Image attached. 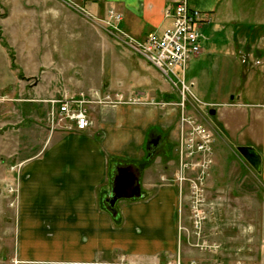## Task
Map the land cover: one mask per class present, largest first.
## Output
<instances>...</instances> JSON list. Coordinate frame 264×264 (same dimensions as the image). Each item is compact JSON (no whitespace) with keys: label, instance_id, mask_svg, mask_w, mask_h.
Returning a JSON list of instances; mask_svg holds the SVG:
<instances>
[{"label":"rangeland","instance_id":"374dc122","mask_svg":"<svg viewBox=\"0 0 264 264\" xmlns=\"http://www.w3.org/2000/svg\"><path fill=\"white\" fill-rule=\"evenodd\" d=\"M87 1L22 0L27 8L22 17L23 25H12L16 19L11 25H0V72L4 66L2 80L10 82L11 68L13 70L12 85L0 89V264H21L16 260L15 244L22 162L41 153L58 136L81 130H65L66 124L57 121L56 112L51 117V100L80 93L93 98L94 103L90 105L98 107L111 105L120 97L122 103L138 98L154 105L160 117L170 113L160 132L162 143L159 150L153 156L149 155L147 137L144 148L149 159H144L138 167L141 171L148 166L153 171L155 168L168 171L167 178L170 177L176 188L182 209L180 248L187 246L192 251L211 253L220 246L211 237L206 238L208 233L204 229V223L209 224L208 209H212L205 206L206 198L215 197L207 189L214 168L219 174L217 188H221L217 194L244 201L237 211L253 215L254 221L246 222L245 229L243 225L240 230H244V237L250 236L249 240L260 247L264 238V188L257 174L237 151V147L243 145L236 140V133L223 135L214 124L217 116L209 114V110L218 109L213 103L230 100L233 95H241L240 103L264 100L263 28L254 31L256 38L252 43L248 40L247 43L253 44L252 49L248 44L234 53L221 47V51L200 52V55L191 57L184 77L185 86H189L188 93L182 84L169 81L134 51L133 47L147 35L141 39L133 37L118 26L122 14L114 9L105 12L101 6L93 12L85 5ZM235 4L237 8L241 4L247 10L257 9L258 17H264V0H235ZM110 10L120 15V19H111ZM250 23L248 18L247 24ZM242 26H249L253 31L255 25ZM200 34L203 48L205 43L208 45L206 39L214 35L215 41L225 39L223 33L209 32V37L204 29H200ZM238 39L243 41L242 36ZM9 63L11 68L7 67ZM166 95L172 96V99L166 100ZM181 117L183 120L187 118L183 125ZM197 125H201L210 137L211 150L204 161L207 164L208 160L211 162L203 186L199 185L194 166L195 170L188 168L183 176H187L188 180L178 179L176 175L182 163L190 162L182 151L187 143L180 139L181 130L190 137ZM166 165L168 168L165 170ZM191 185L203 190L204 204L199 207L201 212L198 216L204 217L200 226L195 223L196 212L190 204V198L194 196ZM190 255L188 260L182 261L177 253L172 264L177 261L182 264L209 263ZM252 256L257 258L258 254L253 253Z\"/></svg>","mask_w":264,"mask_h":264},{"label":"crops","instance_id":"0c3cea01","mask_svg":"<svg viewBox=\"0 0 264 264\" xmlns=\"http://www.w3.org/2000/svg\"><path fill=\"white\" fill-rule=\"evenodd\" d=\"M177 1L88 0L85 5L93 12L99 6L105 12L114 9L122 14L118 26L141 39L171 24L166 12H171ZM186 1L201 13L200 29L225 36L217 41L215 35L207 38L204 48L201 39L200 54L221 51V47L235 53L248 44L252 49L254 31L259 27L264 31V17H258L259 11L247 10L241 4L237 8L235 0ZM0 4V25H11L14 19L12 25H23L27 8L22 0H0ZM242 25L255 26L251 31L249 26ZM7 67L11 68L10 63ZM3 70L2 65L0 89L13 82L12 68L10 82L2 80ZM240 97L233 95V99L213 103L218 108L214 109V124L223 135L236 133L241 145L258 152L260 171L247 164L264 188V100L240 103ZM88 113L92 125L58 136L41 153L22 162L16 214L18 263L172 264L179 253L182 261L193 254L198 261L209 262L204 264H264V238L256 247L250 236L244 237V230H240L243 225L245 229L246 222L254 221L253 215L238 213L237 207L243 205V200L217 194L221 188H217L219 174L215 168L207 182V189L215 197L206 198L205 206L212 209H208L209 224L204 223V229L208 233L206 238L211 237L220 246L211 253L192 251L187 246L180 248L182 209L176 188L167 178V165L166 171H153L150 166L141 171L138 167L149 155L153 156L150 153L146 157V138L148 149L152 133L162 135V126L170 113L160 117L157 108L146 102L101 107L91 104ZM127 166L139 172L141 196L118 199L112 214L105 199L117 169L125 170ZM253 253L258 254L257 258Z\"/></svg>","mask_w":264,"mask_h":264},{"label":"built area","instance_id":"2783aa9c","mask_svg":"<svg viewBox=\"0 0 264 264\" xmlns=\"http://www.w3.org/2000/svg\"><path fill=\"white\" fill-rule=\"evenodd\" d=\"M108 14L111 19H120V15L114 13L113 10L108 11ZM166 15L171 17V24L160 32L153 31L148 33L146 38L133 47V49L146 59L148 63L158 69L169 81L174 80L177 84H182L186 92L189 93V86H185L184 77L189 59L201 52L200 41L202 36L200 34V27L203 22L201 13L190 7L186 0H178L172 11H167ZM92 99L83 93L53 99L51 100L52 110L48 113L51 117H54V112H56L57 121L66 124L65 130H82L92 125V120L88 113L90 103H94ZM138 102L142 101L138 100V98L130 101V103ZM117 103H122V97L112 102L111 105ZM184 120L181 117L182 125L187 121L184 122ZM204 130L201 125H197L193 129L194 134H191L192 136L190 137L186 136V131L181 130L180 139L183 143H187L182 151H184V156L187 159L190 158V162L182 163L179 172L176 173V175L178 174V179L188 180L187 176L183 177L186 174V170L188 168L194 169L195 167L198 174L197 180L199 181V185L202 186L206 184L208 166L211 162L208 160L209 163L207 164L204 161V158L209 156V150H211L210 137ZM198 137L199 140L197 141ZM193 181L195 183V178ZM191 190L194 196H191L190 204L196 212L195 223L197 226H200L204 217L203 215V217L198 216V213L201 212L199 211V207L204 204V199L202 198L203 190L195 185H191ZM176 264L182 263L177 261Z\"/></svg>","mask_w":264,"mask_h":264},{"label":"water","instance_id":"95a60500","mask_svg":"<svg viewBox=\"0 0 264 264\" xmlns=\"http://www.w3.org/2000/svg\"><path fill=\"white\" fill-rule=\"evenodd\" d=\"M233 99V96H230ZM214 109L209 110V114L213 115ZM237 151L243 157V159L257 172L260 171V155L258 152L249 146H239ZM127 171V172H125ZM139 172L132 166H127L124 169H117V174L114 176L110 194L105 199L107 209L114 214V204L120 198H133L140 197L141 190L138 180Z\"/></svg>","mask_w":264,"mask_h":264},{"label":"flooded vegetation","instance_id":"af4514ba","mask_svg":"<svg viewBox=\"0 0 264 264\" xmlns=\"http://www.w3.org/2000/svg\"><path fill=\"white\" fill-rule=\"evenodd\" d=\"M161 137H162V135L152 133V137H151L149 144H148V150H150V153L153 154L154 152L159 150V147L161 146V143H162Z\"/></svg>","mask_w":264,"mask_h":264},{"label":"trees","instance_id":"16d2710c","mask_svg":"<svg viewBox=\"0 0 264 264\" xmlns=\"http://www.w3.org/2000/svg\"><path fill=\"white\" fill-rule=\"evenodd\" d=\"M11 57H12V55H11ZM165 99L167 100H170V99H172V96H170V95H166V97H165Z\"/></svg>","mask_w":264,"mask_h":264},{"label":"bare ground","instance_id":"6f19581e","mask_svg":"<svg viewBox=\"0 0 264 264\" xmlns=\"http://www.w3.org/2000/svg\"><path fill=\"white\" fill-rule=\"evenodd\" d=\"M88 127V126H87ZM177 262H175V264H176Z\"/></svg>","mask_w":264,"mask_h":264}]
</instances>
